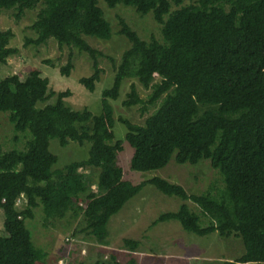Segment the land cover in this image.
<instances>
[{
  "label": "trees",
  "instance_id": "obj_1",
  "mask_svg": "<svg viewBox=\"0 0 264 264\" xmlns=\"http://www.w3.org/2000/svg\"><path fill=\"white\" fill-rule=\"evenodd\" d=\"M185 1L105 0L109 7L122 3L140 14L153 12L162 26L163 42L142 39L126 20H120L119 33L129 39L130 47L115 66L112 86L102 92L99 114L68 105L70 89L56 91L46 83L33 84L28 76L0 74V111L8 115L16 132L32 134L24 149L6 150L0 143V211L5 225L15 226L8 235H0V264H44L47 253L37 247L26 225L39 206L47 222L62 220L69 213L73 218L82 216L81 231L108 245L110 218L148 183L166 195L196 202L214 221L200 227L182 204L176 211L162 213L154 223L175 219L201 236L237 231L245 246L237 262L264 264V0ZM98 2L0 0V13L16 9L19 18L27 8L41 4L31 25L36 37L27 42L40 45L52 38L61 49L87 53L93 72L79 82L94 91L101 80L99 57L104 53L85 36H112ZM13 36L11 29L0 30V72L7 59L18 53V48L10 46ZM73 58L71 53L61 67L63 75L71 74ZM130 77L152 92L144 100L133 84L126 106L161 99L143 124L119 118L133 148L132 169H159L173 155L178 163L195 164L205 158L221 172L225 189L219 191L214 185L197 195L158 176L137 184L125 179L118 162L124 146L115 138L110 99L120 96L123 81ZM52 138L62 146L70 141L90 142L89 155L54 170L59 158L50 150ZM96 170L97 179L93 177ZM93 184L99 194L92 190ZM21 203L25 205L19 209ZM124 242L132 251L141 244L134 238ZM93 264L122 263L116 255L105 259L99 254Z\"/></svg>",
  "mask_w": 264,
  "mask_h": 264
},
{
  "label": "rangeland",
  "instance_id": "obj_2",
  "mask_svg": "<svg viewBox=\"0 0 264 264\" xmlns=\"http://www.w3.org/2000/svg\"><path fill=\"white\" fill-rule=\"evenodd\" d=\"M194 1L186 0L184 3ZM98 4L111 24L112 36L109 39L85 36L93 47L104 53V56L99 57L101 80L97 82L94 91H89L79 82L82 76H89L93 72L92 58L87 53L70 47L61 49L52 38L40 45L27 42L28 39L36 37L31 25L37 18L41 4L33 9L27 8L19 18L16 17V9L0 13V30L11 29L14 36L10 46L18 48V53L11 55L1 66V76L17 74L22 79L28 76L33 84L46 83L56 91L70 89L73 94L66 99L68 105L74 109L88 108L94 114H99L102 109V92L112 86L115 66L120 62L124 51L130 47L129 39L119 33L120 20H126L144 40L154 37L163 42V36L162 26L155 20L153 12L140 14L133 6L122 3L109 7L105 0H99ZM168 16L165 15V18ZM71 53L74 55V67L71 74L66 76L61 73V67L68 62ZM159 79L158 76L155 77V81ZM133 84L144 100L149 97L152 88H146L137 78L130 77L123 81L120 96L115 100L110 99L116 119L113 127L115 138L122 140L124 146L118 162L124 169L125 179L137 184L158 176L181 185L190 194L197 195L206 194L214 185L219 191L225 189L221 172L213 168L210 160L205 158L195 164L178 163L173 155L169 163L159 169H132L133 148L126 141L127 128L119 118L143 124L161 100L154 104L126 106L124 101L128 98ZM53 100L50 99L49 102ZM31 135L29 131L16 132L8 115L0 111V143L4 149H24L29 137L32 138ZM89 148L90 142L80 144L70 141L67 146H62L57 138H52L50 150L59 158L53 169L59 170L72 161L88 157ZM97 176L96 170L93 177L97 179ZM92 190L100 193L96 184L92 185ZM182 204H186L196 214L200 227L212 223L208 217L211 213L205 210L204 214L203 208L196 202L182 196L166 195L148 183L110 218L108 245L99 244L85 231H81L85 225L82 216L73 218L71 213L62 220L47 222L42 207L39 206L34 209V218L28 219L26 225L32 231L34 243L47 253L44 264H79L82 261L93 264L99 254L105 259L112 254L116 255L122 264H244L237 262L245 251L243 239L237 231L214 232L201 236L185 230L180 221L175 219L154 223L162 213L176 211ZM24 205L21 203L18 208H24ZM14 227L13 224L5 225V215L0 211V235H8ZM126 238L140 240L138 251H132L125 246Z\"/></svg>",
  "mask_w": 264,
  "mask_h": 264
},
{
  "label": "crops",
  "instance_id": "obj_3",
  "mask_svg": "<svg viewBox=\"0 0 264 264\" xmlns=\"http://www.w3.org/2000/svg\"><path fill=\"white\" fill-rule=\"evenodd\" d=\"M203 210H204V209H203ZM203 210H202V211H203ZM203 213H204V214L206 213L205 210L203 211ZM193 214H194V213H193ZM195 215H196V214H195ZM211 224H214V221H213ZM211 224H210V225H211ZM210 225H207V226H205V227H209ZM215 232H216V231H215ZM212 233H214V232H212Z\"/></svg>",
  "mask_w": 264,
  "mask_h": 264
}]
</instances>
